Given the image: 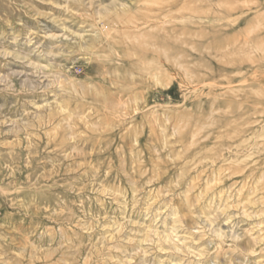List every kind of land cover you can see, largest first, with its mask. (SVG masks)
Returning a JSON list of instances; mask_svg holds the SVG:
<instances>
[{
    "label": "rangeland",
    "instance_id": "obj_1",
    "mask_svg": "<svg viewBox=\"0 0 264 264\" xmlns=\"http://www.w3.org/2000/svg\"><path fill=\"white\" fill-rule=\"evenodd\" d=\"M0 264H264V0H0Z\"/></svg>",
    "mask_w": 264,
    "mask_h": 264
}]
</instances>
